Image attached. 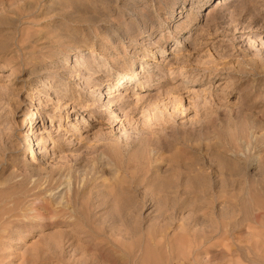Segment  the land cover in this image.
Segmentation results:
<instances>
[{
    "label": "rangeland",
    "instance_id": "1",
    "mask_svg": "<svg viewBox=\"0 0 264 264\" xmlns=\"http://www.w3.org/2000/svg\"><path fill=\"white\" fill-rule=\"evenodd\" d=\"M0 264H264V0H0Z\"/></svg>",
    "mask_w": 264,
    "mask_h": 264
},
{
    "label": "bare ground",
    "instance_id": "2",
    "mask_svg": "<svg viewBox=\"0 0 264 264\" xmlns=\"http://www.w3.org/2000/svg\"><path fill=\"white\" fill-rule=\"evenodd\" d=\"M126 76V79H127V82L129 81V76L128 75H125ZM115 84H116V88H120V84H119V80H117V82H115ZM41 116V114L39 113V111L38 110H36V109H34V110H31L29 113H28V119L30 120V121H32L33 120V122L34 123H36L37 121H38V119H39V117ZM28 122V121H27ZM47 130V129H46ZM45 132V131H44ZM47 133H49V131L47 132ZM30 136H31V138H32V135H31V133L29 134ZM34 138V137H33ZM32 138V139H33ZM26 141V140H25ZM33 141V140H32ZM30 143V142H29ZM35 146V145H34ZM31 148V147H30ZM33 148V147H32ZM34 151V150H33Z\"/></svg>",
    "mask_w": 264,
    "mask_h": 264
}]
</instances>
